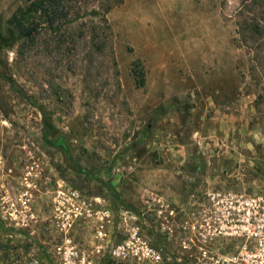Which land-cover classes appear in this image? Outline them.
I'll list each match as a JSON object with an SVG mask.
<instances>
[{
	"label": "rangeland",
	"instance_id": "rangeland-1",
	"mask_svg": "<svg viewBox=\"0 0 264 264\" xmlns=\"http://www.w3.org/2000/svg\"><path fill=\"white\" fill-rule=\"evenodd\" d=\"M32 1L0 0V264L66 236L188 264L196 186L264 197V0H60L25 37Z\"/></svg>",
	"mask_w": 264,
	"mask_h": 264
},
{
	"label": "built area",
	"instance_id": "built-area-1",
	"mask_svg": "<svg viewBox=\"0 0 264 264\" xmlns=\"http://www.w3.org/2000/svg\"><path fill=\"white\" fill-rule=\"evenodd\" d=\"M191 202L193 209L187 214L190 217L188 227L179 228L182 248L191 253L188 264H264V197L214 191L204 200L192 196ZM221 236L236 237L244 243L238 253L223 254L214 244L215 237ZM133 251L129 243L113 246L108 253L111 264H127ZM97 255L100 249L91 250L66 236L51 250L33 251L12 264H102ZM177 261L184 264L181 258ZM146 262L162 264L163 258L144 243L138 263Z\"/></svg>",
	"mask_w": 264,
	"mask_h": 264
},
{
	"label": "trees",
	"instance_id": "trees-1",
	"mask_svg": "<svg viewBox=\"0 0 264 264\" xmlns=\"http://www.w3.org/2000/svg\"><path fill=\"white\" fill-rule=\"evenodd\" d=\"M61 4L62 2H60V0L32 1L27 8H21L17 11L13 17V24L20 30L23 36L31 37L37 30L36 27H38V25L35 23L39 13L48 19L50 25H55L56 23H58V25L62 23H71L80 18L73 9L61 8ZM67 157H70L69 154H67ZM77 169L81 173L91 176L90 172L84 168L77 167Z\"/></svg>",
	"mask_w": 264,
	"mask_h": 264
},
{
	"label": "flooded vegetation",
	"instance_id": "flooded-vegetation-1",
	"mask_svg": "<svg viewBox=\"0 0 264 264\" xmlns=\"http://www.w3.org/2000/svg\"><path fill=\"white\" fill-rule=\"evenodd\" d=\"M201 183H206L205 181L204 182H201ZM199 187V186H198ZM197 186H196V188H195V192L193 193V195L192 196H194V197H197V198H199L200 200H204L205 199V197L208 195V193H213L214 191H216V192H218V193H220V192H226L227 191V189H225V188H214V189H206V190H203L202 188H201V186H200V188H198ZM191 196V197H192Z\"/></svg>",
	"mask_w": 264,
	"mask_h": 264
}]
</instances>
